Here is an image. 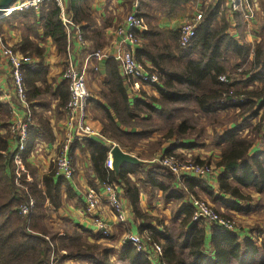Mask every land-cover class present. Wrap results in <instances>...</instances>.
Listing matches in <instances>:
<instances>
[{
	"label": "trees",
	"instance_id": "trees-1",
	"mask_svg": "<svg viewBox=\"0 0 264 264\" xmlns=\"http://www.w3.org/2000/svg\"><path fill=\"white\" fill-rule=\"evenodd\" d=\"M89 1L67 0L64 12L71 16L72 23H92L87 11ZM218 8L219 5L209 6L203 11L195 36L187 47H180L178 44L177 31L161 30L153 26L148 31L138 33L142 47L136 50L135 56L142 65V57L148 59L152 70H156L161 83L156 87L158 96L143 93L144 99L130 101L115 60H107V91H102L107 106H101V135L106 141L87 137L86 145L91 151L92 165L98 181L101 184L110 183L122 187L134 215L139 219L156 218L141 210L140 189L137 184L158 189L162 191L164 199L177 201L184 198L188 192L191 193L195 185L203 188L209 195L210 189L203 180L188 176L183 177L182 184L185 189L177 188L174 175L157 161L125 163L116 172L106 164L112 142L122 150L130 152L142 140L155 141L158 150L164 140L172 139L161 156L174 154L178 147L184 146L180 142L181 139L193 137L192 130L195 126L190 121L192 115L211 118L229 106L244 107L248 102L246 93L236 92L231 87L232 83L219 80L221 75L230 80L228 68L231 69L230 73L236 67L241 68L248 58L250 45L238 43L226 32L228 25L223 17L216 21ZM61 13V7L53 1H47L40 11L44 33L52 38L59 53L65 52L67 48V33L60 18ZM17 47L25 56L36 55L41 58L44 51L27 37L22 38ZM260 66L261 69L264 68V60ZM23 69L29 102L37 94L35 81L45 80L47 68L40 62L26 65ZM248 81H252V78ZM58 94L62 100L61 105H64L68 98L66 80ZM262 106L264 108V104ZM154 115L161 119V125L151 122ZM8 116V106L0 102V118L6 120ZM38 124L37 131L31 126L28 127L26 150L20 153L25 169L21 172V188L15 183V152L9 150L10 133H0V264H51L52 254L53 261L57 263L65 258H81L93 262L92 264H112L107 259V248H103L98 258L95 251L100 249V246L82 240V235L77 230L74 229L72 235L57 236L50 234L45 227L43 221L48 213L47 205L51 204L55 209L61 206L63 188L68 197H72V194L69 183L63 178L54 177L51 170L42 176L40 186L34 179L31 182L26 180V171L31 170L25 158L34 140L53 139L47 120L40 117ZM133 128L139 130L132 131ZM239 131L240 127H235L220 135L214 133L215 144L221 146L217 165L224 167V172L220 175V189L229 191L224 178L230 174L242 185H251L256 181L254 185L261 191L264 188V170L252 162L256 169V173L253 172L247 157L251 140L245 136L240 137ZM156 133L160 136L149 140ZM74 144H71V161ZM194 145L201 144L186 146ZM192 161L208 164V161H199L197 158ZM131 176L135 177V180ZM230 192L235 194V189L231 188ZM29 197L34 199V205L28 215L23 217L17 208ZM239 197L245 199L244 196ZM222 203L227 207L242 210L232 202L223 200ZM180 213L183 218L176 226L163 224L162 231L148 230L147 235L162 247V261L168 264H264V254L253 240H239L233 232L213 225L209 227L213 253L206 252L205 225L202 221H191L192 210L189 205L182 208ZM140 229L143 227L140 226ZM97 235L103 237L101 231ZM118 259L128 264H152L146 253L137 251L131 244L123 247Z\"/></svg>",
	"mask_w": 264,
	"mask_h": 264
},
{
	"label": "crops",
	"instance_id": "crops-1",
	"mask_svg": "<svg viewBox=\"0 0 264 264\" xmlns=\"http://www.w3.org/2000/svg\"><path fill=\"white\" fill-rule=\"evenodd\" d=\"M229 1L90 0L87 11L92 19L91 24L86 21L78 24L72 23L71 16L65 13L63 8L60 18L63 21V18L68 17L71 24H69L66 30V51L61 53L57 51L54 41L44 33V29L41 26L40 11L46 2L38 9L15 11L1 16L0 32L3 35L4 42L14 50L19 51L18 44H20L22 38L27 37L32 43L37 44L44 50L41 58L36 55L29 56L31 57L29 64L34 65L42 62L47 68L45 80H38L34 83L37 94L35 98L33 97L29 101L32 114V121L29 126L37 131L39 129L38 119L41 117L47 120L53 139L52 141L40 138L34 140V144L27 151L25 158L32 171H26V179L29 182L34 179L38 181L39 186L41 185L42 176L53 168V160L57 153L59 142L65 138V103L67 100L64 102V105H61L62 100L58 92L62 90V83L64 82L62 71L70 58L82 71L90 94L86 107L85 124L93 131V135L88 137L104 142L106 138L101 135V119L103 118L101 106H107L105 99L102 97V91H107V60L109 58L115 60L118 72L123 76L120 68V54L124 50L125 45L116 36L115 30L123 24L127 14L135 13L142 19L144 28L140 33L148 31L153 26L161 30L177 31L178 27L192 14L193 10L199 9L203 11L204 9L205 11L209 6L219 5L216 21H220V18L223 17L228 25L226 32L237 40L238 43L250 45L248 58L240 66L241 68L236 67L231 73L230 68L227 71L230 83H232V89L236 92L242 91L246 93L248 102L244 107L229 106L219 111L214 117L209 118L210 121L204 131L208 133V136L204 139L205 146L208 147L207 149L204 148L205 146L200 145L187 147V144L198 143L194 137H188L180 140L184 146L178 147L174 153H178V155L181 153V155L190 159L197 158L199 161L205 159L206 156H212L215 162L213 165L211 164L212 172L208 177L201 179L210 189V195L203 188L196 185L192 187L191 193L209 202L221 214L232 218L237 225L233 233L238 236L239 240H253L264 254V188L260 191L254 185L256 181H253L254 183L251 185H242L232 175L228 174L224 178L225 184L230 189L234 188L235 194H232L230 189L229 191L220 189V175L223 174L224 167L217 165L220 159L221 146L216 145L214 142V133L220 135L231 128L240 127L238 135L240 137L245 136L251 140L247 157L250 159L249 163L253 168V172L256 173V169H254L255 165H252V162L264 170V117H262L264 95L261 90V74L264 68L261 69L260 66L261 61L264 60V0H258L259 9L253 22L249 25L245 23L240 11L230 9ZM66 2L67 0H63L64 5H66ZM142 61L144 65L151 66L148 59L142 57ZM250 78H252V81H248ZM123 86L130 101L137 98L144 99L143 93L158 96L156 89L151 88L150 85L141 84L124 76ZM26 92L28 94L27 87ZM0 102L8 106L9 116L6 120H9L11 116L23 117L24 110L19 108L15 103L10 81L9 65L1 55ZM6 120L0 118V133L8 131L6 125L8 121ZM131 130H139V128ZM158 136L160 134L156 133L149 140H154ZM86 138L84 137L82 140L75 138L72 141V143H75L72 150L74 174L71 180H66L69 183L72 197H68L67 191L63 188L61 206L55 209L51 204L47 205L48 213L43 222L50 234H56L57 236L72 235V231L75 229L80 232L82 240L85 242H106V244L116 249H114L115 254H120L123 247L128 244L124 241V237L127 234H139L144 237L147 235L148 230L162 231L163 224H178L183 218L180 210L189 205L186 196L178 200L177 209L172 213L170 207L169 209L162 208L164 204L173 202V199L166 200L162 196V191L143 187L139 184L137 185L140 189L139 200L141 210L152 216L163 215V224L154 220L149 221L137 218L123 194L122 187L114 184L118 187L122 204L126 210V219L124 222H120L113 214L107 202L106 194L103 190L104 184H101L96 177L92 165L91 151L86 145ZM113 144L116 143L112 142ZM168 144L169 142L164 143L162 150L160 148L155 152L154 157L139 158L138 155H130L135 156L140 161H155V159L162 155L163 150L170 145ZM15 149L16 142L10 136L9 150L15 151ZM107 155L109 157V152ZM106 164L110 166V161L107 160ZM24 170L22 162L21 172H24ZM131 178L135 180V177L131 176ZM91 189L98 192L101 198L98 216L108 227L110 235L107 238L97 235L100 233V230L95 226L93 220L97 212L91 213L86 210L84 198L85 194ZM239 195L244 196L245 199L240 198ZM223 200L237 204L242 210L225 206L222 203ZM159 220L161 221V219ZM203 224L206 228L204 249L206 252L213 253L210 244L211 233L209 227L211 225L206 222H203ZM140 226L143 227L142 230ZM146 252L150 257L155 255L150 249H145L144 253ZM80 260L86 261V259L81 258H65L58 263L56 262V264H82L79 262ZM86 262L88 263L89 261ZM89 263L92 264L91 261Z\"/></svg>",
	"mask_w": 264,
	"mask_h": 264
},
{
	"label": "built area",
	"instance_id": "built-area-1",
	"mask_svg": "<svg viewBox=\"0 0 264 264\" xmlns=\"http://www.w3.org/2000/svg\"><path fill=\"white\" fill-rule=\"evenodd\" d=\"M47 1H53L63 10V0H15L9 7L6 13L15 11H25L28 9H38ZM230 9L240 11L246 24H251L259 9L258 0H230ZM203 12L196 10L195 14L188 16L183 23L178 27L179 34L178 43L181 47H186L191 44L195 36L196 28L202 18ZM65 30L71 24L70 19L63 18ZM144 28V23L135 13H129L125 17L122 25L115 30L116 36L125 45L124 50L120 54V68L122 75L130 80L137 81L141 84L154 85L159 82L158 75L155 71L145 68L136 58V50L141 45L139 32ZM0 55L6 60L10 70V81L14 92L15 103L24 110L23 117H12L8 120L7 130L10 136L16 142L14 154L15 163V183L21 188V155L20 153L26 148L27 131L32 121L30 105L27 100L26 87L23 80V68L31 62V57L25 56L12 47L8 46L0 32ZM62 78L68 82V99L65 104V122L66 130L65 138L59 142L58 150L53 160L52 172L54 177L71 180L74 174V169L71 161L70 151L71 143L76 139H82L93 135V131L85 124L86 107L90 98L87 89L86 80L82 71L70 58L62 71ZM221 82L230 83V80L225 75L219 76ZM261 90L264 93V70L261 79ZM242 95H240V98ZM12 111V110H11ZM108 160L110 161L109 157ZM155 161L159 162L164 168L169 170L175 177V186L185 189L183 177L206 178L212 172V166L196 163L188 160L187 157H182L178 153L160 156ZM103 190L106 194V199L111 207L115 217L124 222L126 219V210L120 198L118 187L114 184H104ZM187 201L192 209L191 221H202L209 225L217 226L223 230L233 232L236 228V222L220 212H218L209 202L191 194H186ZM100 195L95 190L91 189L85 194L86 210L91 213L97 212L94 215V224L102 232L103 236L110 235L107 225L99 218L98 208L100 203ZM34 205V199L29 197L27 201L18 206V212L21 216L28 215L31 207ZM124 241L131 244L137 251L145 252V249H150L155 255L148 259L152 264H168L161 260L162 247L153 240L150 236L144 237L139 234L129 233L124 237ZM147 254V252H146ZM54 255L50 258L51 264H56L53 261Z\"/></svg>",
	"mask_w": 264,
	"mask_h": 264
},
{
	"label": "rangeland",
	"instance_id": "rangeland-1",
	"mask_svg": "<svg viewBox=\"0 0 264 264\" xmlns=\"http://www.w3.org/2000/svg\"><path fill=\"white\" fill-rule=\"evenodd\" d=\"M195 11H196V9L195 10H193V12H192V14H195ZM202 11V10H201ZM203 11H204V9H203ZM202 11V12H203ZM191 14V15H192ZM190 15V16H191ZM189 16V17H190ZM178 32V31H177ZM179 38V37H178ZM177 41H178V39H177ZM141 43H142V40H141ZM179 44V43H178ZM181 47V46H180ZM187 47V46H186ZM145 68H148V69H150V70H152V68H151V66H146V65H143ZM153 71H154V69H153ZM156 71V70H155ZM234 71V70H233ZM144 85H147V84H144ZM161 85V83H157V84H154V85H150V87L151 88H154V89H156V87L157 86H160ZM148 86H149V84H148ZM145 110V109H144ZM143 114H145V113H143ZM190 121H191V123L195 126L194 127V129L192 130V133H193V137H194V139L199 143V144H201L200 146H205V142H204V139L208 136V133H206V132H204L205 131V127L207 126V124L209 123V121H210V119L208 118V117H200L199 115H196V114H194V115H192L191 116V118H190ZM151 122L152 123H155V124H162V121H161V119L159 118V117H157L156 115H154L153 116V118H152V120H151ZM202 129V130H201ZM206 130H207V128H206ZM10 133V132H9ZM159 133V132H158ZM157 133V134H158ZM197 134V135H196ZM158 138V137H157ZM171 140L172 139H168V140H164L163 141V143H162V145H161V150H162V148H163V146H164V143H166V142H169V144H171ZM155 141H148V140H142L141 142H139L138 143V145L132 150V151H130V152H126V153H128V154H132V155H138L139 157H141V158H148V157H154L155 155H154V153L155 152H157L158 150H156L157 149V146L155 145V143H154ZM168 144V145H169ZM205 149H207L208 147L207 146H205L204 147ZM122 149V148H121ZM124 151V150H123ZM180 155H181V153H179ZM134 156V157H135ZM182 157H185V156H183L182 155ZM188 160H190V161H192V159H190V158H188ZM203 162H205V161H208V164H205V165H210L211 166V164L213 165L215 162H214V160L212 159V156H206V158L205 159H203L202 160ZM27 180V179H26ZM28 181V180H27ZM149 190H152V189H149ZM155 190V189H154ZM153 190V191H154ZM200 198V197H199ZM177 206H178V201H175V200H173V202H171L170 204L169 203H167V204H164V207L162 208V209H166V208H168L169 209V207L172 209V213L173 212H175L176 211V209H177ZM216 209V208H215ZM171 211V210H170ZM157 214H159V213H157ZM160 216V217H159ZM159 216H154L156 219H152V220H154V221H156V222H161L162 224H163V220H164V216L163 215H160L159 214ZM159 219H161V221L159 220ZM148 220V219H147ZM171 220V219H170ZM150 221V220H149ZM174 221H176V220H174ZM167 226H170V227H172V226H176V224H170V223H168V225ZM68 230H70V229H68ZM104 238H105V236H103ZM108 237V236H107ZM106 237V238H107ZM90 244H96L97 246H100V249H98L97 251H95L96 253L95 254H97L98 255V258H100V255H101V251L103 250V248H107L108 249V253H107V259H108V262H111L112 264H127L126 262H122L121 260H119L118 259V255L119 254H115V248H113V247H111V246H109L108 244H106V242H99V243H97V242H93V243H90ZM115 249V250H114ZM60 253H64V251H60ZM115 254V255H114ZM60 255V254H59ZM77 260H79V259H77ZM86 261H89V260H86ZM86 261H82V260H80L79 262L80 263H82V264H86L87 262ZM60 262V261H59ZM86 262V263H85ZM90 262V261H89ZM88 262V263H89ZM87 263V264H88ZM93 263V262H92ZM89 264H91V263H89Z\"/></svg>",
	"mask_w": 264,
	"mask_h": 264
},
{
	"label": "water",
	"instance_id": "water-1",
	"mask_svg": "<svg viewBox=\"0 0 264 264\" xmlns=\"http://www.w3.org/2000/svg\"><path fill=\"white\" fill-rule=\"evenodd\" d=\"M15 0H0V17L6 14L9 7ZM110 166L114 171H118L120 166L129 163H140L141 161L136 157L123 151L118 145L113 144L109 150Z\"/></svg>",
	"mask_w": 264,
	"mask_h": 264
}]
</instances>
